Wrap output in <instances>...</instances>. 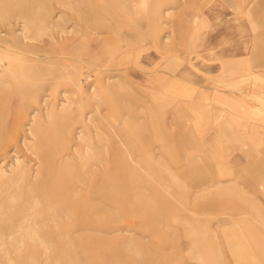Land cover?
<instances>
[{
	"label": "rangeland",
	"instance_id": "1",
	"mask_svg": "<svg viewBox=\"0 0 264 264\" xmlns=\"http://www.w3.org/2000/svg\"><path fill=\"white\" fill-rule=\"evenodd\" d=\"M238 1L0 0V60L13 56L15 65L25 66L0 69V153L16 121L32 122V144L21 145L20 134L16 144L23 164L30 162L40 177L30 194L39 204L13 202L23 217L31 214L33 220L24 224L34 223L36 241L26 238L18 253L8 247L14 260L8 264L17 258L20 264H197L198 253L205 259L199 264H264V181L256 182L249 171L255 162L263 178L264 145L253 159L247 141H241L245 165L241 177L233 175L231 137L217 134L219 149L206 150L192 133L194 109L186 110L195 86H227V65L252 69L257 64L249 59L257 58L264 80V0H246L248 5L242 0L236 14L230 4ZM60 13L69 20L65 33L52 25ZM23 22L35 38L25 43L37 45V60L7 49L19 43ZM131 49L141 50L137 65L118 63ZM259 106L264 111V101ZM244 108L243 117L258 112ZM80 128L84 139L78 140ZM259 130L264 133V121ZM74 144L89 148L79 157L70 149ZM12 147L3 167L8 172ZM59 154H68L74 167L56 166ZM49 166L58 177L75 170L86 175L84 183L72 185L74 208L58 219L41 216L43 195L51 196L55 187L44 178ZM87 169L97 172L88 178ZM107 176L112 189H100L104 198L96 197L95 187ZM7 184L11 189L0 190V201L14 196L16 183ZM7 218L18 221L10 213ZM72 252L75 261L68 258Z\"/></svg>",
	"mask_w": 264,
	"mask_h": 264
},
{
	"label": "bare ground",
	"instance_id": "2",
	"mask_svg": "<svg viewBox=\"0 0 264 264\" xmlns=\"http://www.w3.org/2000/svg\"><path fill=\"white\" fill-rule=\"evenodd\" d=\"M14 1V0H13ZM35 3V2H34ZM245 3H246V0H245ZM246 5H248L247 3H246ZM239 6V7H238ZM31 7V9H33V7L32 6H30ZM67 7V6H66ZM230 7L232 8V9H234V13H236V14H238L239 12L241 13L242 12V0H239L238 2H236V3H234V4H230ZM28 8V7H27ZM26 8V10H27V15H29V13L30 12H28V9ZM69 8V7H68ZM241 8V9H240ZM70 9V8H69ZM239 9V10H238ZM25 12V11H24ZM5 13V12H4ZM15 13H16V11H15ZM19 14V13H18ZM21 14H23V13H21ZM20 14V15H21ZM26 14V13H25ZM24 14V15H25ZM19 15V16H20ZM24 15H23V17H24ZM17 16V15H16ZM17 18V17H16ZM21 18H22V16H21ZM33 18V17H32ZM55 18V17H54ZM142 18V17H141ZM248 19V18H247ZM2 22H3V20H2V18L0 19ZM79 22H82V19L79 17ZM69 20L68 19H65L64 18V16H63V13H60L59 15H56V19L55 20H53V22H52V25H54V26H61V33H65V30L63 29V25H65L67 22H68ZM22 22V21H21ZM194 22H198L196 19L194 20ZM20 24V23H19ZM48 24H50V23H48ZM9 26V25H8ZM108 32V31H107ZM67 33V32H66ZM108 34V33H107ZM110 34V33H109ZM29 35H31L30 34V30H29V27L26 25V23L25 22H23V24H22V26H21V34H20V41H19V43H14V42H12V43H10V44H6L7 46H8V50H10V51H17V50H19V52L21 51V53L22 54H26V53H31V54H33L34 56H35V60H37V58H39L38 56H37V45L36 44H34V45H31V44H29V43H25V41H32V40H35V38H31ZM65 35V34H64ZM51 38L52 39H55L56 37L55 36H51ZM2 47V46H1ZM3 48V47H2ZM157 50V49H156ZM140 52H141V50H139V51H137V52H135L133 49H131L130 50V52H127V54H124V55H122V57H121V59H120V61H118V63L119 62H121V63H124V64H126V65H131V64H127V63H130L129 61H131V63H132V65H134V66H136L137 65V60H138V58H139V56H140ZM18 54V53H17ZM11 57H13V56H9V59H7L5 62L4 61H1L0 60V69H2V71H7V72H10L11 71V69L13 68V67H15V66H19V68H21V69H25V66L22 64V63H19L18 62V65H15V62H13V60H12V58ZM62 57V56H61ZM24 61H27L28 59H26V58H24L23 59ZM37 62V61H36ZM47 64V63H46ZM120 66H122L123 67V65L121 64ZM32 67V66H31ZM31 67H28V68H31ZM35 67V66H34ZM34 67H33V69H34ZM126 68H128L127 66H126ZM36 69V68H35ZM151 69V68H150ZM44 70H45V68H44ZM35 71V70H34ZM33 71V72H34ZM3 74V73H2ZM4 75V74H3ZM36 75V74H35ZM34 75V76H35ZM76 83H77V85H79V79L77 78L76 79ZM159 89V88H158ZM47 91V90H46ZM148 94V93H147ZM173 102H175V101H173ZM179 105L177 106V109L179 110ZM193 107H189V108H186V110L189 112V109H192ZM254 111V110H253ZM190 113V112H189ZM193 113V114H192ZM192 113H190L191 114V118H192V127H191V129H192V133L194 132V133H199L200 132V127H199V120H200V116L203 114V112L201 111L200 113H196V117H194V110H192ZM246 114V113H245ZM12 115V114H11ZM32 115V114H31ZM22 117V116H21ZM194 117V118H193ZM202 119V118H201ZM21 121H22V118H21V120H18V121H16V126L14 127V128H12L11 130H10V136H11V138H9V139H7V143H6V145H4V147H3V151H2V153H0V190H2L3 189V192H5V191H8V189H11V187H10V185L8 186V184H7V182H9V181H11L12 183L14 182V183H16L15 185H16V189H14V196L13 197H8L5 201H0V264H5V262H6V264H8L7 262H11V263H13L14 262V260L13 259H11V257H10V254H9V250H8V247H9V249L11 248V250L12 251H14V252H16V253H18V252H20V246H21V244H22V242L23 241H25L26 240V238H30V240H32V237H34V230L36 229V226H33V224H30V225H27V224H24V222H28V220L29 219H31L32 218V216H31V214L30 215H28V216H25V217H23L22 216V211L21 210H17V209H15L14 207H13V202L14 201H17V200H19L20 199V201L22 200V198H24L23 200H22V202L23 201H26L27 202V204H30L31 205V207H29V208H32V207H35L36 206V204H39V203H36V204H34V201H36V198L34 197V199L33 198H31V193L33 192V189L34 188H36L37 187V183H38V180H40L38 177H37V174H36V172H37V169L35 170V171H31V168L29 167V166H27V165H29V163L30 162H28L27 161V163H26V165H24L23 164V162H24V158L25 157H23L22 159L20 158V156H19V154L21 153L20 151H19V148H18V146H17V144H16V142H17V138L19 137V134H20V138H19V142L21 143V145H23L24 147L25 146H27V144H26V141H30L31 142V144H32V139H33V137L35 136V134H34V127L32 128L31 127V125H32V122L31 123H29V124H27V123H25L24 124V126H22V124H21ZM231 121L228 119V121H227V124H229ZM21 124V125H20ZM19 125V126H18ZM159 125V124H158ZM23 127H25V128H23ZM160 127V126H159ZM43 128H45V127H43ZM23 130V131H22ZM36 131V130H35ZM39 132V131H38ZM38 132H36V133H38ZM84 132V131H83ZM42 134V133H41ZM5 137V136H4ZM13 137V138H12ZM43 139V138H42ZM75 139H78V140H80V139H84L83 138V133H82V129L80 128V131L78 132V133H76L75 134ZM6 140V139H5ZM41 140V139H40ZM73 140V139H72ZM34 141V140H33ZM35 142H36V140H35ZM16 145H15V144ZM43 143H44V141H43ZM15 145V148L14 147H12L11 145ZM41 145V144H40ZM39 145V146H40ZM43 145V144H42ZM38 146V147H39ZM9 147H12V148H14V150L12 151V153H13V155L12 156H14V162H13V168H12V170L11 171H6V170H4L3 169V167H5V164H7V162H6V160H7V158H8V151H7V149L9 148ZM27 148V147H26ZM89 147H82V146H80L79 144H74L73 146H71L70 147V149H71V151L73 152V153H77V155L80 157L81 156V154H80V152L82 151V149H88ZM28 150V149H27ZM34 151V150H33ZM20 152V153H19ZM36 152H38V151H36ZM35 153V152H34ZM40 154V153H39ZM99 155V154H98ZM67 157H68V154L67 155H61L60 156V154H59V156H58V159L56 160V166H58V167H62V168H64V167H66V166H69V167H74L73 165H71L70 163H68L67 162ZM90 157V156H89ZM88 157V158H89ZM92 157H93V153H92ZM91 157V160H92V162H93V160H95V159H93ZM105 158V157H104ZM81 159V158H80ZM88 160V159H87ZM104 161H106V160H104ZM26 162V161H25ZM81 162V161H80ZM87 162V161H86ZM111 164H113L112 162H111ZM12 165V164H11ZM11 165H8V167L10 168L11 167ZM55 165V164H54ZM88 165V164H87ZM177 165V164H176ZM222 166V165H221ZM218 167H220L219 165H218ZM217 167V168H218ZM223 167V166H222ZM225 167V166H224ZM52 167L51 166H49V167H47V173H46V177H44L45 179H46V181L47 182H50L53 186H55V187H53L54 188V190L52 191V195L51 196H49V195H43V200H44V206L40 209L41 211H43V213H42V215L41 216H45L46 214H50V216L51 217H53L54 219H58L59 217H61L62 215H64V216H67V215H69L70 214V212H71V210L74 208V204H76L75 202H76V192L74 191V189H72V185H75V184H82V183H84L85 181H86V179H85V177H86V175L84 174V173H82L81 175H80V173L77 171V170H75L72 174H70V175H68V176H64V177H58V176H56V175H54V174H52V169H51ZM11 169V168H10ZM71 169V168H70ZM226 169V168H225ZM59 170V169H58ZM31 171V172H30ZM59 172V171H58ZM95 172H97V170H95V171H93V170H91V169H87L86 170V174H90V175H88V178L90 177H92L93 176V173H95ZM219 172V174L221 173V176L219 175V177L221 178H223V176H222V172H220V170L218 171ZM226 172V171H225ZM65 174V173H64ZM224 174H227V172L226 173H224ZM229 174H230V172H229ZM108 175V174H107ZM216 175V174H215ZM40 176V175H39ZM109 176V175H108ZM108 176H107V179H105V181H104V183H103V185L101 184V185H99V186H97V187H95V190L93 191V193H95V195H96V197H98L99 196V198H104V194L102 193V191H100V189H112L111 188V185H109L108 184ZM140 176H138V178H139ZM205 177V176H204ZM225 178H227V176L225 175L224 176ZM38 179V180H37ZM141 179V178H140ZM262 181H264V176H263V178L261 179ZM42 181H43V179H42ZM2 182V183H1ZM45 182V181H44ZM43 182V183H44ZM40 183H41V181H40ZM39 183V184H40ZM48 184V183H47ZM42 185V184H41ZM43 187H40L41 189L42 188H46V186H44V185H42ZM40 188H38V189H36V190H39ZM47 190V188L44 190V192H47L46 191ZM262 191H263V189H262ZM40 192H41V190H40ZM39 192V193H40ZM195 192H197V191H195ZM261 192V191H260ZM264 192V191H263ZM17 193H19V195H17ZM50 194V193H49ZM39 196H41L40 194H39ZM134 196H135V194H134ZM39 200V199H38ZM43 202V201H42ZM33 203V204H32ZM90 203V202H89ZM11 204V205H10ZM29 205V206H30ZM42 205V204H41ZM80 205V204H79ZM93 205V204H92ZM27 206V205H26ZM40 206V205H39ZM51 206H52V208H51ZM17 207V206H16ZM36 208H38V207H36ZM29 210V209H28ZM33 210H36V209H34L33 208ZM74 211V210H73ZM90 211V210H89ZM88 211V212H89ZM30 212V211H29ZM38 212H39V210H38ZM38 212H35V213H38ZM8 213H10V215L12 214L15 218H17L18 219V221H15V223L14 222H12L13 220L11 219V218H7V219H5L6 217H7V214ZM41 213V212H40ZM26 214V213H25ZM33 214H34V212H33ZM40 215V214H39ZM19 217H21V219H19ZM55 217H57V218H55ZM35 218V217H34ZM28 219V220H27ZM42 219V218H41ZM62 219V218H61ZM31 220H33V219H31ZM43 220V219H42ZM41 220V221H42ZM51 220H53V219H51ZM60 220V219H59ZM7 222V223H6ZM43 222H46L45 220H43ZM41 223V224H45V223ZM36 223H37V221H36ZM61 223L63 224V221H61ZM29 224V223H28ZM48 224V223H47ZM36 225H38V224H36ZM56 225V224H55ZM54 225V226H55ZM46 226V225H45ZM57 226H58V224H57ZM91 225H87V226H85V227H89L88 229H92L91 227H90ZM44 227V226H43ZM46 228H47V226H46ZM55 232H57V227L55 226ZM64 233V232H63ZM53 234H55V233H53ZM50 235V234H49ZM56 235H58V234H56ZM63 236H65V238L64 239H66V238H68L69 236H67L66 237V235H63ZM11 238H12V240H11ZM189 239V238H188ZM70 240V242H71V239H69ZM69 240L67 241L68 242V244H69ZM35 239H33L32 240V242L33 243H35ZM50 241H51V239H50ZM207 241V240H206ZM206 241H204V243L206 242ZM213 241H215V240H213ZM52 242H54V241H52ZM194 242V241H193ZM229 242V241H228ZM46 240H43V241H40V244L43 246V247H45L46 246ZM55 243V242H54ZM72 243V242H71ZM185 243V242H184ZM36 244H38V243H36ZM49 244V243H48ZM47 244V245H48ZM52 244V243H51ZM65 244H66V242H65ZM68 244H66L67 246H65L66 248L68 247ZM206 244V243H205ZM207 244H209V242L207 243ZM206 244V245H207ZM73 245V244H72ZM70 246L69 245V247L70 248H68V249H71V247L73 248V246ZM194 245H195V242H194ZM212 245V244H211ZM215 244H213V246H214ZM228 245H230V244H228ZM55 246V245H54ZM196 246V245H195ZM212 246V247H213ZM231 246V245H230ZM235 246H237V245H235ZM50 247V246H49ZM132 248V247H131ZM208 248H210L209 246H208ZM22 249V248H21ZM135 251H136V249L135 248H133ZM132 249V250H133ZM190 249H192V248H190ZM214 248H212V250H213ZM216 249V248H215ZM215 249L213 250V251H215ZM10 250V251H11ZM72 250V249H71ZM70 250V251H71ZM133 250V252H135ZM210 250V249H209ZM232 250H234V249H232ZM236 250H237V248H236ZM51 251V250H50ZM60 251V249L58 250V252ZM69 251V252H70ZM73 251V250H72ZM76 251V250H75ZM74 251V252H75ZM189 251V250H188ZM192 251V250H191ZM68 252V251H67ZM69 252L68 253H66V256H67V254H69ZM186 252H187V249H186ZM193 252H194V250H193ZM208 252V251H207ZM206 252V253H207ZM13 253V252H12ZM11 253V254H12ZM191 253V252H190ZM236 253V252H235ZM62 254H64V253H62ZM72 254H74L73 252H72ZM186 254H188V253H186ZM36 255H39V254H36ZM210 255V254H209ZM209 255H208V257H209ZM212 255V254H211ZM234 255V254H233ZM74 256H75V254L74 255H72L71 257L69 256L68 258H74ZM188 256H189V254H188ZM193 255H191V257H192ZM195 256V259L196 260H198V262L200 263V261L202 260H205L204 259V257H202V254L201 253H198V254H196V255H194ZM65 257V256H64ZM75 257H78L77 255L75 256ZM207 257V258H208ZM34 258V257H33ZM82 258V260H83V257H81ZM80 258V259H81ZM211 258V257H210ZM27 259V258H26ZM39 259V258H38ZM38 259H35V261L36 260H38ZM78 260L77 261V263L78 262H80L81 260ZM25 260V259H24ZM70 260V259H69ZM210 260V261H209ZM16 262V264H20V258H17L16 260H15ZM32 261H33V259H32ZM32 261H30V262H32ZM55 261V260H54ZM62 261H64V260H62ZM61 261V262H62ZM73 261H75V258H74V260ZM207 261H209V262H211V259H209L208 258V260ZM27 262H29V261H27L26 260V262H24L25 264L27 263ZM71 262V261H70ZM11 263H9V264H11ZM33 263H34V261H33ZM36 263H38V261H36ZM58 263V262H57ZM60 263V262H59ZM58 263V264H59ZM69 263V262H68ZM67 263V264H68ZM76 263V262H75ZM83 263H84V261H83ZM196 263V262H195ZM199 263H197V264H199ZM201 263H203V262H201ZM240 263H241V259H240ZM22 264V263H21ZM30 264V263H29ZM35 264V263H34ZM40 264V263H39ZM60 264H65V262H62V263H60ZM85 264V263H84ZM91 264V263H90ZM216 264H218V263H216ZM243 264V263H242Z\"/></svg>",
	"mask_w": 264,
	"mask_h": 264
},
{
	"label": "crops",
	"instance_id": "3",
	"mask_svg": "<svg viewBox=\"0 0 264 264\" xmlns=\"http://www.w3.org/2000/svg\"><path fill=\"white\" fill-rule=\"evenodd\" d=\"M249 60H253V64H257L251 65L249 63L251 68L253 66V70L247 68V66L240 67L239 65H233L232 68L231 65L225 66V69H227L223 73L229 78L228 84L225 87H222V85L195 86L196 96L192 103L194 117H196L197 112H203L198 124L200 132L195 133L196 138L201 143H204L202 145L206 150L209 149L214 152L216 148L219 149L220 147L219 145H215L219 141L218 137L216 138L217 134L231 137L229 139L234 142L231 147L229 146V151L234 158L235 171L233 175L238 173L239 177H241L240 171L243 169L241 166L245 165V161L242 160L244 158L240 153L243 147L242 142L247 141L248 152H250L249 158L253 159L257 157L256 152L259 151V146L261 144L264 145V133L261 131L262 129L259 130L261 121H264V111L259 106L261 101H264V80L259 75V73L263 72L260 71V60L257 58ZM245 82H251V84L246 86ZM242 106L245 107L244 111L246 112L252 109L258 112L249 114L248 117H243L240 113ZM228 119L231 121L229 124H227ZM262 152L264 154V151ZM254 163L249 164L251 165L249 171L257 182L261 178L258 177V167Z\"/></svg>",
	"mask_w": 264,
	"mask_h": 264
}]
</instances>
